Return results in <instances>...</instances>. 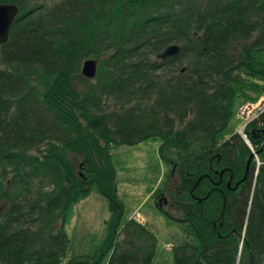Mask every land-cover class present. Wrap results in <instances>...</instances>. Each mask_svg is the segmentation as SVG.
Listing matches in <instances>:
<instances>
[{"label":"trees","instance_id":"trees-1","mask_svg":"<svg viewBox=\"0 0 264 264\" xmlns=\"http://www.w3.org/2000/svg\"><path fill=\"white\" fill-rule=\"evenodd\" d=\"M1 3L18 13L0 43V264H151L157 239L123 218L111 155L150 140L169 166L155 204L190 239L172 264L264 262V110L244 129L251 145L224 134L236 101L264 89V0ZM92 192L106 234L67 256L65 227Z\"/></svg>","mask_w":264,"mask_h":264},{"label":"rangeland","instance_id":"rangeland-1","mask_svg":"<svg viewBox=\"0 0 264 264\" xmlns=\"http://www.w3.org/2000/svg\"><path fill=\"white\" fill-rule=\"evenodd\" d=\"M34 1L50 5L58 0ZM236 78L244 79L240 74ZM249 83L246 82L245 85H249ZM247 93L249 97L256 99L247 101L238 99L236 101L234 116L231 117L232 119L224 131L226 137L234 132L240 134L241 131L244 136L247 122L264 110V89L258 88L253 92L247 90ZM158 144L157 141L150 140L134 145L117 146L113 148L111 154L112 165L116 170L118 196L124 205L123 218H141L142 225L155 234L158 248L151 264H172V249L182 245L184 241H190V239L185 233L187 231L185 224L182 225L169 218L155 204L158 200L157 193L165 185L169 168L159 156ZM254 158L259 164V159L256 156ZM165 190V193L169 192V188ZM166 197L163 204L164 209L170 215L179 217L174 209L168 207L167 202L170 201L168 193ZM107 205V200L95 192L74 205L72 218L65 227L68 237L67 256L90 254L101 246L106 234L105 220L109 217Z\"/></svg>","mask_w":264,"mask_h":264},{"label":"water","instance_id":"water-1","mask_svg":"<svg viewBox=\"0 0 264 264\" xmlns=\"http://www.w3.org/2000/svg\"><path fill=\"white\" fill-rule=\"evenodd\" d=\"M17 13H18V7L15 4H6V3L0 4V43H5L7 41L9 37V30H10L11 23ZM178 52H179V46L177 44L176 45L172 44V45L167 46L166 49H164L158 55V57L161 59H165L167 57L176 55ZM97 66H98L97 60H94L93 58L85 59L82 62L81 74L88 79H92L95 76V73L97 71ZM252 157H253V153L250 154L248 157L247 165L245 169V175L243 178H245L246 176L247 169H248V166H249V163ZM243 178L237 181L232 187H230L231 178L227 179V183H226L227 188H230V189L236 188L239 185V183L242 182ZM224 205H225V200H223V208L220 212V216L223 215L224 207H225ZM220 224L221 222L219 223V225Z\"/></svg>","mask_w":264,"mask_h":264},{"label":"clouds","instance_id":"clouds-1","mask_svg":"<svg viewBox=\"0 0 264 264\" xmlns=\"http://www.w3.org/2000/svg\"><path fill=\"white\" fill-rule=\"evenodd\" d=\"M250 121H251V120H250ZM247 123H248V122H247ZM241 133H243V132L241 131ZM241 133H240L241 138H243V139H245V141H247V139L245 138L246 135L244 134V136H243ZM253 155L256 156V153L253 152ZM135 218H136V217H135Z\"/></svg>","mask_w":264,"mask_h":264},{"label":"crops","instance_id":"crops-1","mask_svg":"<svg viewBox=\"0 0 264 264\" xmlns=\"http://www.w3.org/2000/svg\"><path fill=\"white\" fill-rule=\"evenodd\" d=\"M135 218V217H134ZM138 222H140V223H143L142 221H141V218L139 219V218H137L136 219Z\"/></svg>","mask_w":264,"mask_h":264},{"label":"bare ground","instance_id":"bare-ground-1","mask_svg":"<svg viewBox=\"0 0 264 264\" xmlns=\"http://www.w3.org/2000/svg\"><path fill=\"white\" fill-rule=\"evenodd\" d=\"M246 143H247V144H249V142H248V141H246ZM253 152H254V151H253ZM254 153H255V152H254Z\"/></svg>","mask_w":264,"mask_h":264}]
</instances>
